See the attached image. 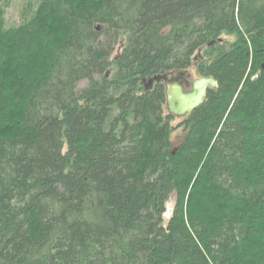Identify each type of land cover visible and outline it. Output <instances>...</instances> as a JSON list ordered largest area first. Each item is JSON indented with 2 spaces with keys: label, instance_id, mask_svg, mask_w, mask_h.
I'll use <instances>...</instances> for the list:
<instances>
[{
  "label": "trees",
  "instance_id": "16d2710c",
  "mask_svg": "<svg viewBox=\"0 0 264 264\" xmlns=\"http://www.w3.org/2000/svg\"><path fill=\"white\" fill-rule=\"evenodd\" d=\"M9 2L0 264H264V0H40L17 27ZM193 67L219 89L173 151L146 85Z\"/></svg>",
  "mask_w": 264,
  "mask_h": 264
},
{
  "label": "water",
  "instance_id": "95a60500",
  "mask_svg": "<svg viewBox=\"0 0 264 264\" xmlns=\"http://www.w3.org/2000/svg\"><path fill=\"white\" fill-rule=\"evenodd\" d=\"M96 28L100 31L103 26L97 25ZM162 81L166 82L167 111L177 118H184L196 111L206 102L209 90L219 89V82L215 78L193 79L187 70L182 69L155 76L146 87Z\"/></svg>",
  "mask_w": 264,
  "mask_h": 264
},
{
  "label": "rangeland",
  "instance_id": "374dc122",
  "mask_svg": "<svg viewBox=\"0 0 264 264\" xmlns=\"http://www.w3.org/2000/svg\"><path fill=\"white\" fill-rule=\"evenodd\" d=\"M40 0H10L9 2V8H8V13H7V22L9 27H17L22 23V16L23 14L31 7H34L37 5V3ZM4 0H0V5H3ZM228 41H234L235 37H225ZM121 49L118 48L117 51L115 52L113 58H115L119 53ZM202 55V51H200L197 55L195 60L193 61L196 63V59ZM189 74L192 75L193 79L199 78L198 75L196 74L195 67L191 68L188 70ZM148 84V83H147ZM86 83H82L80 88H84ZM184 118H176L172 125L174 127H177V129L173 132L171 136V144H172V150L177 151L181 144L184 142L187 132L185 131L184 126H179L183 123ZM175 197L171 199V201L168 204V212H167V217L170 218L175 206Z\"/></svg>",
  "mask_w": 264,
  "mask_h": 264
},
{
  "label": "flooded vegetation",
  "instance_id": "af4514ba",
  "mask_svg": "<svg viewBox=\"0 0 264 264\" xmlns=\"http://www.w3.org/2000/svg\"><path fill=\"white\" fill-rule=\"evenodd\" d=\"M166 83V82H165Z\"/></svg>",
  "mask_w": 264,
  "mask_h": 264
}]
</instances>
